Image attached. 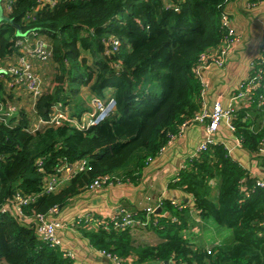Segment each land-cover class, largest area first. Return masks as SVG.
<instances>
[{
    "label": "trees",
    "instance_id": "trees-1",
    "mask_svg": "<svg viewBox=\"0 0 264 264\" xmlns=\"http://www.w3.org/2000/svg\"><path fill=\"white\" fill-rule=\"evenodd\" d=\"M228 1L57 0L53 7L34 13L36 0H0L4 18L0 20V66L16 63L21 54L14 43L29 34L52 46L51 60L65 71L58 80L65 79L66 84L57 83L54 93L42 91L37 98L39 117L49 119L60 103L68 107L64 95L68 91L76 95L83 86H90L98 98L114 89L116 101L113 115L86 130L65 124L32 132L35 120L25 109H19L8 125L0 123V264H75L61 248L39 239L33 217L47 215L55 206L64 209L106 176L130 183L140 177L170 135L177 134L199 110L196 66L203 53L224 39L222 17ZM263 1L250 0V4ZM116 41L118 50L112 51ZM82 49L103 55L94 71L86 69ZM257 66L264 68V60H257ZM4 88L15 96L3 76L0 97L7 103ZM260 95L264 96V86L256 90L252 104L257 112ZM251 109L237 111L233 125L242 146L256 153L264 142V123L253 121L248 115ZM83 159L88 162L84 172L60 192L41 195L25 208L24 217L3 210L5 205L11 207L18 193L41 194L63 163L74 165ZM131 165L133 169L118 173ZM215 177L222 180L219 206L209 199V182ZM170 188L193 196L202 218L212 217L233 230L232 239L217 247H196L183 235L186 208L168 201L162 205L165 213L155 214L156 223L146 228L165 239L156 246L138 245L131 229L95 230L84 220L76 221V229L95 249L121 261L135 257L137 263L264 264V187L257 186L224 146H212L191 158Z\"/></svg>",
    "mask_w": 264,
    "mask_h": 264
},
{
    "label": "crops",
    "instance_id": "crops-1",
    "mask_svg": "<svg viewBox=\"0 0 264 264\" xmlns=\"http://www.w3.org/2000/svg\"><path fill=\"white\" fill-rule=\"evenodd\" d=\"M249 5L250 0H229L223 8V12L233 20L241 41L230 51L225 68L211 65L205 72V81L209 85L205 105L209 110L218 100H221L224 107L229 106L233 92L249 76L251 63L260 56L264 41V1L251 5L252 7ZM37 63L41 64L34 61V67ZM235 109L241 111L251 108L240 102L236 104ZM248 115L255 123H264V116L260 111L251 109ZM205 136V128L202 125H191L143 168L134 183L116 184L94 191L86 190L77 195L60 213L51 216L53 221L64 224L57 230L62 242L61 249L74 255L75 264H164L161 261L137 263L135 257L120 262L108 259L71 225L81 214L94 213L99 217H110L123 207L134 214H142L146 208H152L157 214L165 213L162 207L165 201L185 206L183 215L187 226L183 235L196 247H217L232 239L233 230L219 225L212 217L202 218L195 207L193 196L180 189L170 188L187 162L199 155L198 148ZM215 142L227 149L231 158L248 172L251 179L264 181V142L256 153L249 152L242 146L238 135L230 129L228 121L222 123L215 136ZM133 168L131 165L118 173L123 174ZM221 184L220 177H215L209 182V199L215 206H219ZM137 232L139 231L132 232L135 241L141 235ZM147 232L155 236L154 243L136 241L138 245L156 246L164 242L165 239L156 232Z\"/></svg>",
    "mask_w": 264,
    "mask_h": 264
},
{
    "label": "built area",
    "instance_id": "built-area-1",
    "mask_svg": "<svg viewBox=\"0 0 264 264\" xmlns=\"http://www.w3.org/2000/svg\"><path fill=\"white\" fill-rule=\"evenodd\" d=\"M37 6L34 13H37L45 6L53 7L57 0H36ZM11 10V8H8ZM29 21L32 17H28ZM222 27L225 31V36L222 43L209 51L203 53L200 56L199 64L196 66L195 75L201 84L200 95L198 97V112L184 122L177 134L170 135L168 143L160 150L161 154L164 149L175 139L180 137L183 132L191 125H202L205 128V139L203 143L198 148V154L209 151L212 146L217 145L215 142V136L218 133L223 122L228 121L230 129L236 132V127L233 125V117L237 113L235 109L236 104L240 102L246 103L247 107L252 108L254 102V97L256 90L264 86V68L257 66V60H264V41L261 47L260 56L255 59L250 66V73L254 71V76H249L240 83L237 89L233 92L230 103L228 107H224L221 100H218L213 105L212 109L209 110L205 105L206 94L209 90V85L205 81V72L211 65H216L219 68H225L229 53L232 48L241 41L240 34L236 31L233 20L226 13L222 17ZM15 47L20 50V56L18 57L15 64H7L5 66H0V77H6L7 86L13 90L15 94L19 91L20 95H29V101L32 102V115L34 114L37 118L36 122L32 126V132L38 130H43L44 128L59 127L65 124H70V126L79 129L86 130L92 126L99 125L101 122L105 121L116 111V101L115 97L111 96L107 101L96 97L95 109L87 114V119L85 120L83 116L75 117L68 107L64 108L63 104L60 103L54 107V111L49 119H43L38 116L36 110L37 98L42 94L43 82L36 71L33 62L38 61L40 63H49L52 59V46L45 41L43 38L33 39V36L29 34L21 35L18 40L15 41ZM112 51L118 50L119 42H112ZM110 51L106 54L110 55ZM3 79V78H2ZM19 95V94H17ZM9 102H2L0 97V123L8 125L11 118L18 111L11 106ZM258 112L264 116V96L260 95L258 97ZM16 113H15V112ZM158 154V155H159ZM157 155V156H158ZM1 159V157H0ZM151 158L148 160V164L153 160ZM38 165H42L39 161ZM88 167L87 160L83 159L74 165L68 163H63L48 179L46 186L39 195L23 196L18 193L14 200L11 202V207L8 205L3 206V210L7 212H12V214L24 217L25 208L34 204L41 195H51L56 194L67 187L68 183L78 174L84 172ZM130 183L122 182L121 180H115L111 176H106L104 178L96 180L92 185L88 187L87 190L94 191L109 186H114L116 184ZM257 186L264 187V181H256ZM174 205H179L176 202H171ZM181 208L185 206L181 205ZM58 207H53L49 214H37L33 217V222L35 224L34 228L39 239L50 245L51 247H62L61 239L57 234V230L62 228L64 224L53 221L51 216H56L60 213ZM157 214L152 208H146L142 214H134L129 212L125 208H119L110 217H100L93 213L81 214L76 217V220L71 225L72 228L76 229V221H85V224L89 228L95 230L105 229V230H115V231H126L128 229H133L134 227L143 226V228L151 227L156 223L153 218ZM173 221L179 222L176 217H173ZM78 223V222H77ZM77 230V229H76ZM62 250V249H61ZM63 251V250H62ZM99 252L107 257L108 259L120 262L121 260L108 253L105 250H99ZM68 257L72 260L74 255L70 252H65ZM174 264V262H173Z\"/></svg>",
    "mask_w": 264,
    "mask_h": 264
},
{
    "label": "rangeland",
    "instance_id": "rangeland-1",
    "mask_svg": "<svg viewBox=\"0 0 264 264\" xmlns=\"http://www.w3.org/2000/svg\"><path fill=\"white\" fill-rule=\"evenodd\" d=\"M250 7L251 4L249 5ZM234 25V24H233ZM235 27V26H234ZM236 29V28H235ZM237 31V29H236ZM94 46V45H92ZM94 48V47H93ZM81 58L82 60L85 61V67L86 69L90 70V71H94L95 69H97V65L96 62L100 61L103 57V55H100L99 53H97L96 51H86L84 49L81 50ZM69 68V65L65 66V70ZM36 71L38 72V74L40 75L42 82H43V86L42 89L44 92H51L54 93L55 90L57 89V83H61V84H66L64 83V80H62L61 82L58 80L60 79V77H62V75L64 76L65 71L62 68L61 65H59L58 63H55L53 60H51L49 63H37L35 66ZM3 92V91H2ZM113 90H106L105 91V96L104 98H101L104 101H107L108 98H110L113 94ZM20 93H22L21 91H19L17 94L18 97L15 95L13 96L12 94H10L9 89H5L4 88V97L6 100H8L10 102V104H12L11 106L14 107L16 109V111H19V109H25L28 111V113H30V115L32 116V121L37 120L36 116L33 114L32 115V102L29 101V95L24 96V95H20ZM9 95L13 96V99H9ZM21 96V97H20ZM64 99L65 102L68 103V107L70 109V111L72 112V114L76 115L80 114L83 116V118L86 120L87 119V114L92 112L95 109V102L94 100L96 99V96L91 92L90 90V86H83L81 87L79 93H77L76 95H72L70 93V91H68L65 95H64ZM27 100V102L25 101ZM24 102V104L21 102ZM15 112V111H14ZM16 113V112H15ZM43 133V131L41 132ZM124 208V207H123ZM94 214V213H93ZM57 218V217H55ZM60 223V222H59ZM63 224V223H62ZM132 232L135 231H139L137 232V234H141L140 236L137 237V243L139 242H144L147 244H153L154 243V235H151V233H148V229L143 228V226H139V227H134L133 229H131Z\"/></svg>",
    "mask_w": 264,
    "mask_h": 264
},
{
    "label": "water",
    "instance_id": "water-1",
    "mask_svg": "<svg viewBox=\"0 0 264 264\" xmlns=\"http://www.w3.org/2000/svg\"><path fill=\"white\" fill-rule=\"evenodd\" d=\"M1 19H4L3 18V12H2V9H1V7H0V20ZM164 264H173V262L172 261H166V262H164Z\"/></svg>",
    "mask_w": 264,
    "mask_h": 264
}]
</instances>
